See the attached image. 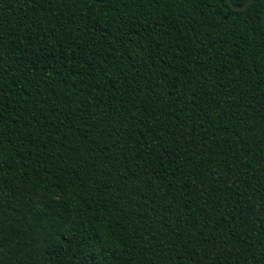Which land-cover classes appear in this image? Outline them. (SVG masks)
Wrapping results in <instances>:
<instances>
[{
  "label": "trees",
  "instance_id": "trees-1",
  "mask_svg": "<svg viewBox=\"0 0 264 264\" xmlns=\"http://www.w3.org/2000/svg\"><path fill=\"white\" fill-rule=\"evenodd\" d=\"M99 1L0 0V264H264V0Z\"/></svg>",
  "mask_w": 264,
  "mask_h": 264
},
{
  "label": "water",
  "instance_id": "water-1",
  "mask_svg": "<svg viewBox=\"0 0 264 264\" xmlns=\"http://www.w3.org/2000/svg\"><path fill=\"white\" fill-rule=\"evenodd\" d=\"M107 1L108 0H101L99 2L100 3H105ZM252 1L253 0H246L245 3L243 5H241V6H235V5H233L232 2H231V0H227V3H228V5L230 6V8L232 10L240 11V10H244L246 7H248L251 4ZM262 23H263V26H264V14H263V17H262Z\"/></svg>",
  "mask_w": 264,
  "mask_h": 264
}]
</instances>
